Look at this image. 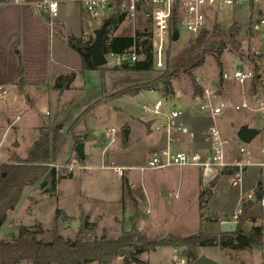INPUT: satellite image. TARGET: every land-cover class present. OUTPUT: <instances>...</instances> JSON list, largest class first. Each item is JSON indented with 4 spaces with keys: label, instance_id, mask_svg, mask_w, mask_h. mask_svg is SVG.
I'll use <instances>...</instances> for the list:
<instances>
[{
    "label": "rangeland",
    "instance_id": "rangeland-1",
    "mask_svg": "<svg viewBox=\"0 0 264 264\" xmlns=\"http://www.w3.org/2000/svg\"><path fill=\"white\" fill-rule=\"evenodd\" d=\"M140 18L138 21L140 26L148 24V20L144 16ZM102 23V20L88 19L84 21L83 30L91 33L85 36L93 35L91 37L95 40L94 31L100 28ZM210 23V28L217 23L228 31L233 23L247 27L250 19H248L246 9L236 13H232L230 9H227L215 15V19L211 20ZM135 27L129 21H124L118 29L109 32V38L117 35H133ZM55 34L57 33L55 32ZM255 36L251 30L250 33L244 31L239 35L242 39V51L245 52V56L251 55L253 46H256V48L259 46L258 39L256 40ZM146 38H149L148 34L142 36L141 40L143 41ZM252 38L254 39L252 40ZM195 41L196 36L180 29L179 39L175 41L172 39L169 44L165 57V67L162 70L155 68L151 72L130 70L119 72L118 67L109 64L105 66V70H101L102 72L91 71L85 74L87 87L83 91L73 89L61 99V107L65 105V110L60 117L64 127L69 126L67 124L72 123L75 118L79 117L89 105L97 103L89 113L82 116L74 131L80 142L86 143L87 158L100 155L98 147L101 144L100 139L103 131L115 124H118L122 130L129 128L130 135L128 138H125L123 134L121 135L120 139L113 145L114 150L108 155L110 160L114 158L116 163L121 166H134L145 164L152 158L154 152L161 148L165 142L166 136L164 131H159L157 128L152 133L148 132L152 115L144 112L142 105L153 103L162 98L160 90H153L152 92L142 90L137 95L125 94L120 98H112L111 96L129 86L145 83L158 77L163 73L167 64L173 67L183 63L192 55L191 49L196 44ZM231 48L232 44L229 40V45L224 48L222 53L217 55L222 63L223 71H230L238 67L240 56ZM217 56L206 55L202 66L181 70L178 76L172 80V87L175 90L174 96L177 93L182 95L191 94L194 90V83H197L203 89L207 87L219 89L220 94L235 101L237 98V85L227 83L226 87L223 86L224 83L219 76ZM142 58L143 55L140 54L139 59ZM8 69H10L9 64ZM80 79L84 81V76H81ZM78 85L81 84L78 83ZM20 95L21 100H25L23 92ZM14 96L13 89H10L8 95L5 96L9 100V105L6 103L5 110L8 118L11 119L16 116L17 109L24 115L17 125L22 129L19 136L13 132L15 128L13 126L17 124L15 120L6 123L0 121V131H2L0 133V152L3 154L0 165L13 163L14 156L26 158L30 144L37 136V122L52 120L54 117V113L47 116V111L43 114L45 116L34 117L32 115L33 110L29 106L20 108V101L16 102ZM192 96L198 100L194 95V91ZM74 97L76 99L71 103L70 100ZM44 99L40 101L41 105L45 103L48 107H51L50 111L53 112L54 107L57 108L53 104V99H51V103ZM168 109L169 105L166 106V110ZM48 113L50 112L48 111ZM217 121L229 140L231 152L240 146H244L248 152L250 149L258 151L260 147H264V120L262 118L246 111H240L222 115ZM187 124L190 125V122L187 121ZM207 124L209 123L206 120L194 119V132L200 133L205 130ZM244 125L258 128L256 141L245 143L237 139L236 134ZM203 127L205 129H202ZM46 128L51 127L47 126ZM9 130L11 132H8ZM90 134L95 136L92 141L87 140ZM1 140H3L2 144ZM16 142L19 143L18 147L14 146ZM192 142V140L187 142L186 147L199 144L200 140ZM76 145L75 139L70 135L68 145L56 164L68 165L72 162V159H79L75 151ZM254 159L257 161L263 160L264 154L255 155ZM234 171H232V174H222L213 184L206 187H203L198 180L197 169H194L191 173L183 171L182 199L173 201L168 198L171 202L169 205L164 203L160 196L166 195L168 197L167 183L172 184L178 179L175 169L172 170L168 178H163L158 174L155 175L154 172L150 171L142 175L141 172L135 170L127 171L126 176L119 178L111 169H76L71 173L67 168H60L58 171L60 174L71 173V175L60 180L56 194L46 192V188L41 184L25 188L24 196L19 205L9 213L6 223L0 228V240H16L21 226L35 229L37 231L36 238L44 242L52 241L56 233L65 239H75L79 235L86 217L90 221L96 222L95 234L98 237H100V233L104 232L109 238H117L123 229H130L138 222L141 224L140 229L145 231L151 238L167 237L170 234L189 236L199 231L207 234H221L222 223L231 221L234 217L245 231H250L252 227L259 225L264 228V211L262 212V208L254 203L244 214L243 206L245 203L241 202L245 193L256 186L258 176L260 173L262 174V171H259L255 166L249 167L244 172L243 183L239 185L233 184L236 174ZM143 177L147 189L146 193L142 188L133 190L129 187L128 182L138 183L143 180ZM116 196L122 197V199L118 202L113 201ZM184 196L187 197V200L180 204L179 202L183 200ZM150 203L153 207L152 212L154 208L162 211V213L161 211L160 213L155 211V213L158 212L159 217H152L154 213L146 212L145 204ZM59 210L60 212H58ZM124 219L125 224H123ZM181 222H183L182 229H179L176 226ZM189 223L191 224L189 225ZM174 249L178 255L186 258L185 264H192V260L186 257V248L178 247ZM198 254L199 256L206 255L217 264H264V243L260 247L225 248L218 242H213L211 246L199 247ZM148 257L152 264H165L167 259V255L163 252H157ZM22 264L30 263L25 261ZM113 264L118 263L114 261Z\"/></svg>",
    "mask_w": 264,
    "mask_h": 264
},
{
    "label": "built area",
    "instance_id": "built-area-1",
    "mask_svg": "<svg viewBox=\"0 0 264 264\" xmlns=\"http://www.w3.org/2000/svg\"><path fill=\"white\" fill-rule=\"evenodd\" d=\"M21 1V0H17ZM62 0H41L33 5L34 12L39 15L48 14L51 26L59 17ZM81 6L84 16L89 20H102L113 16L124 17V21H129L138 29L149 33V40L152 47L154 67L162 70L165 67V57L172 41L174 29L185 30L193 36H198L203 30L209 28L211 20L215 15L230 9L236 13L246 9L248 19L252 24L251 31L256 35L259 46L252 47V53L245 56L238 62V67L230 71H223V86L227 83L237 85V98L235 101L219 93V89L207 87L203 89L202 95H196L200 103V112L205 113L210 122L206 129L200 133L192 132L190 128L181 120L183 111L178 107H171L166 110V96L153 103H144L142 109L151 114L153 118H158L157 129L164 131L167 137L165 147L154 152L152 158L145 164L134 166H121L114 158L109 159V153L114 150L113 145L120 139L123 130L118 124L103 131L101 144L98 147L100 155L87 158L85 147L84 159H72L68 165L52 164L58 171L60 168H67L69 172L76 169H112L119 177L126 176L127 171L135 170L145 175L147 171L154 172L163 178L170 177L172 170H176L178 179L172 184L169 183L168 198L173 201L182 199L183 171L191 173L197 169L199 179L203 187L214 183L218 177L225 173V169L230 168L236 173L233 179L234 185L243 183L244 172L249 167L255 166L260 173L256 186L245 193L242 201L247 203L257 198L256 203L260 204L264 211V159L257 161L254 156L264 154V147L258 151L250 149L249 152L244 146L237 147L231 152L229 140L217 123L218 118L231 112L246 111L264 120V0H68ZM144 16L148 24L140 26L138 21ZM123 21V22H124ZM84 36L88 32L82 33ZM254 38H252L253 40ZM142 50L141 41L122 53H105L107 64L122 68L132 65L139 60ZM47 114H49L47 112ZM21 116L18 114L15 121ZM122 125V124H120ZM264 128V127H263ZM179 133V135H176ZM7 134V132H6ZM5 134V135H6ZM191 139L187 140L186 136ZM237 139H239L236 134ZM197 142L201 140L204 144L196 148L195 145L187 146L189 141ZM3 140H1L2 144ZM191 143V144H192ZM190 144V145H191ZM182 145V146H178ZM1 149V145H0ZM3 154L0 152V162ZM230 172L231 174L233 172ZM229 174V173H228ZM133 190L142 188L147 191L144 177L141 182H128ZM261 186V195H256ZM149 200V199H148ZM147 213H152V204H145ZM236 221V218H232ZM173 264H185L186 258L178 255L177 252L172 257Z\"/></svg>",
    "mask_w": 264,
    "mask_h": 264
},
{
    "label": "trees",
    "instance_id": "trees-1",
    "mask_svg": "<svg viewBox=\"0 0 264 264\" xmlns=\"http://www.w3.org/2000/svg\"><path fill=\"white\" fill-rule=\"evenodd\" d=\"M123 21L124 17L122 15L113 16L103 21L100 26V28H105L103 51L105 53H122L132 47L135 41L137 43L141 41L142 50L139 52L143 55V58L132 65L119 69L139 72L153 71L155 67L150 40L149 38L141 40L142 36L148 34L149 37L150 35L143 31V28L138 29L133 35H117L109 38V32L118 29ZM251 28V23L247 27L233 23L226 31L216 23L212 28L209 27L196 36V44L191 49L192 55L186 61L173 67L167 64L163 73L158 77L145 83L129 86L111 97L120 98L125 94L134 96L142 90H162L166 98L173 97L175 95V90L172 87L173 78L177 77L179 72L185 68L202 66L206 55L217 56L218 53H222L224 48L229 45V40L232 44L231 49L238 53L240 59H243L245 52L242 51V39L239 35L244 31L250 33ZM93 42V37H73L69 39L71 47L81 55L85 70L100 69L103 71L106 65L95 66L93 64L91 52ZM18 55L20 59L19 81L24 84V66L19 52ZM216 58L219 66V76L223 81L222 63L218 56ZM72 81L73 76H61L55 88L62 92L69 88ZM224 90L226 91V89ZM202 94L203 88L194 83V95ZM96 104L89 105L66 131H61L58 128H42L39 136L30 146L26 158L14 156L13 163L0 165V228L6 223L9 213L19 205L26 187L41 184L46 188V192L56 194L60 180L71 175L72 172L60 174L52 164L58 161L65 150L70 135L77 144L80 142V139L75 135V128L79 125L82 116L89 113ZM153 121L158 122V118H153ZM148 129L150 131V125ZM224 171L230 173L231 169L227 168ZM259 187L256 192L258 197L261 195L262 190L260 184ZM253 204V200L245 203L243 206L244 214ZM96 228L97 224L86 217L83 227L75 239H65L56 233L52 241L44 242L36 238L37 231L35 229L21 226L16 240H0V264H22L25 261L30 264H111L124 249L132 250L131 260L143 263L138 255L146 251H155L160 247H184L186 248V257L194 261L199 257V247L211 246L213 242H218L225 248L260 247L264 243V228L262 226H255L250 231H245L240 223L236 232L232 233L207 234L199 231L189 236L170 234L167 237L159 238H151L136 225H133L130 230H123L121 235L115 239L109 238L105 234L98 237L95 234ZM126 264H130V262L127 261Z\"/></svg>",
    "mask_w": 264,
    "mask_h": 264
},
{
    "label": "crops",
    "instance_id": "crops-1",
    "mask_svg": "<svg viewBox=\"0 0 264 264\" xmlns=\"http://www.w3.org/2000/svg\"><path fill=\"white\" fill-rule=\"evenodd\" d=\"M38 1L41 0H0V121L1 123L12 122L19 114L21 118L18 121H15L17 124L16 126H13L15 127L13 132L17 133V135L21 133L22 127L17 125L18 122L22 120L24 115L17 109L16 116L12 117L11 119L8 118L7 111L5 110L6 103H8L9 101L5 96L8 95L10 89H13L15 95L14 99L16 100V102L20 101V108H26L27 106H29L33 110L32 115L34 117H40L41 115L45 114L46 111L50 112L49 114H47V116H51L54 113V117L52 120H40L39 122H37V136L34 138V140L39 136L40 130L44 127L46 128L47 126L51 128H58L61 131H66L77 118H75L72 123L67 124L69 126L64 127V124L60 121V117L65 110V105L61 107V99L73 89H81L83 91L84 88L87 87V82L85 80L86 73H89L91 71L102 72L99 69L85 70L83 68L81 55L76 50H74L69 43V39L73 37L86 38V36L82 34L83 32H85L83 30V22L88 19L84 16L81 6L68 0H62L60 15L55 20V26H51L48 14L39 15L34 12L33 5ZM53 26L54 28L52 29ZM55 32L57 34H55ZM88 34L91 33L89 32ZM91 36L93 35H89L87 38H91ZM18 52L20 53V58L24 66V84L20 83L19 81L18 71L20 59ZM8 64L10 65V69H8ZM119 72H121V70ZM61 76H73V81L71 82L69 88L62 92L55 88V85L59 77ZM81 76H84V81L80 79ZM105 77L108 78L107 76ZM78 83L81 85H78ZM149 91L152 92L153 90ZM193 91L191 92V94L182 95L181 93H177L176 96L166 98L167 105H169V109L167 111H170L172 106L180 108L183 111L181 120L190 128L192 132H194V119L196 120V118H199L200 120H206L208 123L210 122V118L205 113L200 112V103L197 102L199 100H196L192 96ZM22 92L25 100H21L20 94ZM159 92L162 96H164V92L162 90H160ZM43 99L45 101H49V103H51V99H53V104L57 108L54 107V111L51 112V107H48L45 103L41 105L40 101ZM75 99L76 97L70 100L71 103ZM38 108L41 110H39ZM151 121L150 131H148L150 133L154 132L153 130L157 128L158 125L157 121H153V117L151 118ZM187 121L190 122V125L187 124ZM204 127L202 129H205L207 126L205 128ZM1 132L2 131H0V133ZM8 132H11V130H9ZM176 135H179V133H176ZM256 137L252 141H256ZM186 138L187 140L191 139L189 135L186 136ZM32 143L30 144V146L32 145ZM166 144L167 137L161 148L165 147ZM202 145L204 144L200 140V143L196 144L195 147L198 148ZM198 180L200 181L199 174ZM167 187H169V183H167ZM160 198L164 203L169 205L171 204L166 195L160 196ZM121 199L122 197L120 198L116 196L113 201L118 202ZM186 200L187 197L184 196L183 200L179 203L183 204L184 202H186ZM254 203H256V201H254ZM258 206L260 205L258 204ZM260 208L262 207L260 206ZM155 211H158L160 213L161 210L159 211L154 208V211L152 212V214H154L152 217H157L159 215L158 212L155 213ZM123 221V224H125V219ZM182 224L183 222L179 223L176 227L182 229ZM190 224L191 223H189V225ZM136 226L139 229L141 228V224L139 222L136 224ZM121 233L119 234V236L121 235ZM104 234L106 235V233L104 232L100 233V236ZM131 251V249H124L120 253V256H118V258L114 261L118 264H126L127 261L130 262V264H152L148 256L157 252H163L165 255H167L165 264H173L172 257L174 252L176 253V250L172 247H160L155 251H146L138 255V258L143 261V263H138L131 260ZM113 262L111 264H113Z\"/></svg>",
    "mask_w": 264,
    "mask_h": 264
},
{
    "label": "water",
    "instance_id": "water-1",
    "mask_svg": "<svg viewBox=\"0 0 264 264\" xmlns=\"http://www.w3.org/2000/svg\"><path fill=\"white\" fill-rule=\"evenodd\" d=\"M104 34H105V28L101 27L94 31L95 40L91 46V52L93 57V64L95 66H101L107 64V58L105 55V52L103 51V44H104ZM172 39L178 40L179 39V31L177 29H174ZM259 130L253 127H248L247 125L242 126L238 132L237 135L239 139L245 143H250L257 135ZM123 135L125 138H128L130 135V129L125 128L123 129ZM95 139V136L90 134L87 137L88 141H92ZM15 147L19 146V143H14ZM85 142H79L76 147L75 151L80 159L85 158ZM257 198L254 197L253 201H256ZM238 227L237 221H224L221 225V231L223 233H232L236 232ZM192 264H217L214 260L207 257L206 255L199 256L196 260L192 261Z\"/></svg>",
    "mask_w": 264,
    "mask_h": 264
}]
</instances>
